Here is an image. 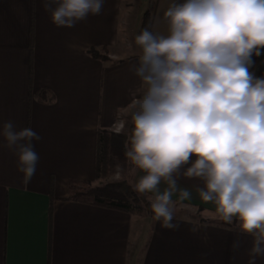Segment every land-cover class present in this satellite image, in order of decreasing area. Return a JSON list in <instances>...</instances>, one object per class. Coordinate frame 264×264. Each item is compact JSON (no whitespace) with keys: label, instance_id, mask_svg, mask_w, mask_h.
<instances>
[{"label":"crops","instance_id":"crops-1","mask_svg":"<svg viewBox=\"0 0 264 264\" xmlns=\"http://www.w3.org/2000/svg\"><path fill=\"white\" fill-rule=\"evenodd\" d=\"M174 2L183 0H152L149 31L168 34L164 12ZM44 3L0 0V127L12 121L42 138L33 141L39 160L25 182L0 136V264H248L253 236L236 218L216 221V204L200 197L204 182L185 168L171 198L175 228L155 215L67 199L70 180H96L99 130L123 128L144 90L133 71L141 52L127 42L142 11L137 0H103L99 15L67 28L52 22ZM252 61L249 71L264 78V49ZM144 174L134 165L129 183L138 189ZM166 187L161 181V192ZM179 189L190 198L180 199Z\"/></svg>","mask_w":264,"mask_h":264},{"label":"clouds","instance_id":"clouds-1","mask_svg":"<svg viewBox=\"0 0 264 264\" xmlns=\"http://www.w3.org/2000/svg\"><path fill=\"white\" fill-rule=\"evenodd\" d=\"M44 8L57 27L72 28L99 15L103 0H45ZM164 19L167 35L145 28L135 37L141 54L133 71L144 90L125 156L145 173L137 188L155 194L148 199L156 219L175 228L171 198L185 168L183 175L204 182L202 200L253 236L248 264H256L264 256V78L249 68L264 49V0H183ZM0 136L29 182L39 160L33 141L42 138L12 121Z\"/></svg>","mask_w":264,"mask_h":264},{"label":"trees","instance_id":"trees-1","mask_svg":"<svg viewBox=\"0 0 264 264\" xmlns=\"http://www.w3.org/2000/svg\"><path fill=\"white\" fill-rule=\"evenodd\" d=\"M144 27L149 20V12L144 15ZM94 58H107L95 49L90 50ZM40 99L45 98V90L37 94ZM134 127V126H133ZM133 130V128H132ZM132 134V132H131ZM130 147V137L123 133H113L108 130L98 132V152L95 179H102L111 173L113 154L120 155V159L127 160L125 152ZM69 196L67 199L122 210L133 215H139L145 211L154 214L150 203L142 206L145 199L140 197V191L127 181L109 182L102 186H94L92 181L70 180Z\"/></svg>","mask_w":264,"mask_h":264},{"label":"rangeland","instance_id":"rangeland-1","mask_svg":"<svg viewBox=\"0 0 264 264\" xmlns=\"http://www.w3.org/2000/svg\"><path fill=\"white\" fill-rule=\"evenodd\" d=\"M137 1H138L137 5L139 6V10L142 11L141 21L139 24L133 25L132 30L129 31V33H128L129 38L127 39V42H128V44L132 45V47L136 51L141 52V49L139 48V46L135 44V37L137 35H139L141 33V31L146 28V27H144V20H145V17H144L145 14L144 13H147L150 11V6H151L152 0H137ZM133 126H134L133 121L131 118H129L128 122L126 121L123 128L118 129L116 127L114 130H112V131L108 130V131L116 133V134L123 133V134H126L128 137H130ZM115 130H117V131H115ZM111 163L112 164H111L110 175H108L102 179L92 181L94 186H102V185H105L106 183L117 182V181H127L129 183L130 173L134 167V164L128 159L126 161H125V159H120V155H118V154H113ZM139 193H140L139 194L140 197L145 199V201H142V206H146V202L150 203V205H151V202L148 199V197L141 192H139ZM170 207H172V210H174V206L170 205ZM187 212L190 215L194 216L195 218L207 219V218H204V214L201 212L200 209H193V210L190 209ZM153 215H155V214L147 213V211H145V212H143L139 215H135V216L139 217L140 219H144L146 217H151ZM215 220L230 224V223L224 221L223 219L222 220L221 219H215Z\"/></svg>","mask_w":264,"mask_h":264},{"label":"built area","instance_id":"built-area-1","mask_svg":"<svg viewBox=\"0 0 264 264\" xmlns=\"http://www.w3.org/2000/svg\"><path fill=\"white\" fill-rule=\"evenodd\" d=\"M115 131H117V130H115Z\"/></svg>","mask_w":264,"mask_h":264}]
</instances>
